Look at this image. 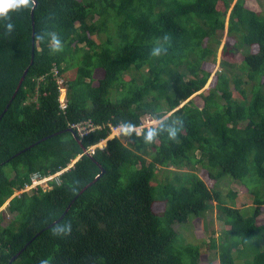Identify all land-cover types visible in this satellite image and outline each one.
<instances>
[{
	"label": "trees",
	"instance_id": "obj_1",
	"mask_svg": "<svg viewBox=\"0 0 264 264\" xmlns=\"http://www.w3.org/2000/svg\"><path fill=\"white\" fill-rule=\"evenodd\" d=\"M212 75L199 107L189 99ZM148 115L159 123L140 134ZM85 121L100 128L80 138L72 125ZM119 126L127 136L85 153ZM224 177L254 195L253 214L218 189ZM9 199L0 264H199L200 245L173 225H206L214 209L221 264H264V12L247 0H28L0 17V208Z\"/></svg>",
	"mask_w": 264,
	"mask_h": 264
},
{
	"label": "rangeland",
	"instance_id": "obj_2",
	"mask_svg": "<svg viewBox=\"0 0 264 264\" xmlns=\"http://www.w3.org/2000/svg\"><path fill=\"white\" fill-rule=\"evenodd\" d=\"M247 6L251 9H254L255 11L264 12V0H247ZM227 22H228V20H227ZM226 32H225V36L223 38V44L219 48V51L217 54V61H216V67H215L216 69L214 71V74L216 71L219 70L221 61L223 60V57H222L223 45L228 42L227 37H226V35H227ZM106 36H107L106 34H101L100 37H98V36L96 37V40L97 41H105ZM250 51H251V48L250 49H247V48L240 49L236 52L234 58H229V59L232 62H233V60H235L234 62L237 61V63H238L237 65H239L243 61V57ZM213 75L210 78L208 85L205 87V89H203L202 91L195 94L194 96H192L189 99V100H192L195 103V105H197L199 107H201L203 105V99H202L201 94L205 93L204 91H206L209 88L210 83L213 79ZM102 76H103L102 71L98 70V74L95 75V81L97 82L100 79V77H102ZM130 77L131 76L126 75L125 79L129 80ZM241 79H242L241 88H243V89L250 88V90H248V93H249V98H251V95H252L251 90H252V86H253V81L249 80V78L245 75ZM61 89H62V91H61L60 99L62 101H64V99H65V101H66V91H65V89H63V87H61ZM232 89H233L232 91L234 93L235 99L241 100L242 98H241L240 92L234 88V83L232 84ZM158 123H159V121L152 118V120H150V123L146 124V127L151 126V125L156 127ZM136 131L141 134L142 129L140 127H138V128H136ZM113 136L114 137L118 136L120 138H123V136H127V129H121L120 128V129L113 130V132L111 133V135L109 136V138L107 140H103L100 143H98L97 145L91 147V150L94 149V147L99 146V145H100V147H105L107 145L106 144L107 141L110 138H112ZM124 142H126V139L124 140ZM94 152H95V150H93L92 154H94ZM77 159H75V161H73L72 164H70L69 168L73 166V164L77 161ZM69 168H66V169L59 171L60 173L58 176H60L63 172L67 171ZM57 173L58 172L54 173L53 175H56ZM196 173L200 177L205 179L206 174L204 172H202L201 166H198ZM158 178L159 179L163 178L162 172H159ZM208 183L211 184L212 182L208 181ZM42 185L46 186L45 183ZM35 186H36V184H34V183L30 187L25 186V188H23L22 190L16 191L14 193V196L21 193L24 190L30 191ZM217 186H218V189L223 191L224 195H226L229 192V190L236 191L239 194V196L241 197L240 200H237L238 205L244 211H248V212L253 214L255 207H256L255 205L253 206L254 195L249 191L246 192L245 187L243 185H241L240 183H237V182H232L229 178L224 177L218 181ZM11 199H9L0 208V212H3V211L6 212V216H5V219L3 221V225H8L14 219V214L6 211L7 206L10 203ZM156 209H157L156 211H160L161 205H156ZM262 209L263 210L261 212V215L258 218V223L260 226H262L264 228V207ZM218 214H219L218 209H214L213 211L209 212L207 214L206 225H205V220H202V219H193V220L191 219L186 224L181 225L179 223H175L173 225L174 230L181 233L183 236H185L186 239H188L190 241H194L196 244L200 245L203 255H202L200 261L198 262L199 264H221L220 255H219V252H220L219 245L222 243V241H224V237H225L224 231L227 229V226L224 224V222H222V220H220L218 218ZM211 238L214 239V241H213L215 243L214 247H208V245H210L212 243ZM238 262H241L242 264H244L242 261H238Z\"/></svg>",
	"mask_w": 264,
	"mask_h": 264
},
{
	"label": "clouds",
	"instance_id": "obj_3",
	"mask_svg": "<svg viewBox=\"0 0 264 264\" xmlns=\"http://www.w3.org/2000/svg\"><path fill=\"white\" fill-rule=\"evenodd\" d=\"M27 3H28V0H0V17L6 18L10 11H13V10H16V9L21 8L23 6H26ZM6 28L8 31H11L13 29V24L8 23L6 25ZM55 43H56V50L59 51L60 43H59V41H56ZM160 51H161L160 48H155V49H153V54L158 55L160 53ZM177 131H178L177 128L169 127V136L172 138L176 137ZM156 134H157V130L152 129V130L147 132L145 139L148 141H151L153 139V137L156 136ZM29 186L30 185H27V187H29ZM24 191H26V190H24ZM24 191H22V192H24ZM17 195H15V196H17ZM66 227L70 230L71 225H67ZM57 229L60 231L64 230V228L60 225L57 226ZM41 264H47V261L46 260L41 261Z\"/></svg>",
	"mask_w": 264,
	"mask_h": 264
},
{
	"label": "built area",
	"instance_id": "obj_4",
	"mask_svg": "<svg viewBox=\"0 0 264 264\" xmlns=\"http://www.w3.org/2000/svg\"><path fill=\"white\" fill-rule=\"evenodd\" d=\"M61 102H62V107L65 108V107H66V101H65V99H64V101L61 100ZM153 119H154V118H153ZM150 120H152V117L148 115V116L143 120L142 125H140L139 127H140L142 130H143L144 128H150V127H152L153 125L146 127V124H147V123H150ZM155 120H156V119H155ZM72 127L75 128V129L77 130V132H78L80 138H84L85 136H87L88 134H90L92 131H95L96 129H99V128H100V126L95 125L92 121H85V122L75 123V124L72 125ZM120 128H121V129H128V128H125V127H123V126H119V127H117V128H113V130L120 129ZM97 147H100V145L94 147V149H92V150H91V148H90L88 151H90V152L93 153V150H95ZM59 173H60V172H58L56 175L45 176V177H40V176H38V175H37V176H34V178H33V180H32V184H31L30 186H32L33 183L36 184L35 187H37L38 185H42V184L45 183L46 186H44V185H42V186H44L45 188H47V187H48V185H47V184H48V181L57 178V176L59 175ZM30 186H29V187H30ZM35 187H34V188H35Z\"/></svg>",
	"mask_w": 264,
	"mask_h": 264
},
{
	"label": "water",
	"instance_id": "obj_5",
	"mask_svg": "<svg viewBox=\"0 0 264 264\" xmlns=\"http://www.w3.org/2000/svg\"><path fill=\"white\" fill-rule=\"evenodd\" d=\"M36 5H37V4H36ZM36 5H35V6H36ZM26 74H27V72L24 73V76L22 77V79H21V81H20V83H19V85H18L17 90H16L15 94L13 95L12 101H13V99L16 97V94H17V92L19 91V89H20V87H21V85H22V83H23V81H24V79H25ZM12 101H11V102H12ZM77 139H78L79 142L81 143V140H80L79 138H77ZM85 153H86L87 155H89V156H92V152H90V151H88V150H85Z\"/></svg>",
	"mask_w": 264,
	"mask_h": 264
}]
</instances>
